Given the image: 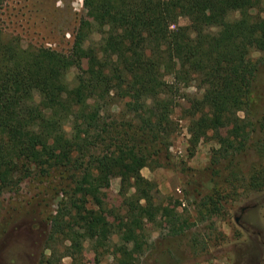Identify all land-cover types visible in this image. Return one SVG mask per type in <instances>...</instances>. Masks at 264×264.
<instances>
[{
  "label": "trees",
  "instance_id": "16d2710c",
  "mask_svg": "<svg viewBox=\"0 0 264 264\" xmlns=\"http://www.w3.org/2000/svg\"><path fill=\"white\" fill-rule=\"evenodd\" d=\"M83 8L90 20L80 22L68 52L23 46L0 30V197L32 178L55 181L60 200L48 219L49 241L67 243L65 255L73 258L86 240H108L98 209L118 177L125 215L117 232L126 253L158 212L157 185L141 170L169 165L171 116L180 91L191 86L201 92L186 108L191 145L213 128L227 129L236 151L255 142L263 163L247 186L263 191L264 118L257 131L245 113L264 64V0H83ZM185 16L196 19L192 32L177 28ZM94 33L99 40L87 42ZM174 43L185 50L177 67L165 52ZM83 59L89 64L70 86L67 74ZM218 161L207 171L222 182ZM224 193L204 196L201 208L220 211ZM170 216L172 234L180 233V215Z\"/></svg>",
  "mask_w": 264,
  "mask_h": 264
},
{
  "label": "rangeland",
  "instance_id": "374dc122",
  "mask_svg": "<svg viewBox=\"0 0 264 264\" xmlns=\"http://www.w3.org/2000/svg\"><path fill=\"white\" fill-rule=\"evenodd\" d=\"M83 20H90L83 0H7L0 7V30L5 37H18L23 46L68 52ZM195 26L194 16L182 17L177 24L178 29L188 32ZM99 38V33H94L87 42L96 43ZM165 52L175 67L185 56L181 43L166 46ZM88 64L83 59L81 67L69 71L70 86ZM165 80L170 82L172 78L167 75ZM253 87L245 117L260 131L259 122L264 118V64L259 67ZM200 94L191 86L182 89L177 97L171 116L175 132L170 141L169 165L141 170L143 177L157 185L154 203L158 212L152 222L142 223L136 246L125 247L129 255L119 251L117 218L125 215V209L118 177L112 178L102 191L104 207L98 209L109 224L108 240L104 246L86 240L81 254L73 258L65 255L67 243L49 241L48 219L60 200L55 181L39 183L32 178L18 192L0 197V264H264V190L255 192L247 186L251 171L263 163V158L255 142L242 151L234 150L237 143L228 147L232 140L224 128L209 130L195 147L191 145L186 108L188 99ZM121 108L119 104L114 112L117 114ZM14 110L7 108L9 113ZM222 140L227 141L226 147ZM217 160L220 164L216 168L221 169L222 176L227 175L222 182L207 171ZM222 190L225 196L219 199L220 211L201 208L199 201L204 196ZM219 197L216 195V199ZM173 212L180 215L182 230L178 234H172L167 225Z\"/></svg>",
  "mask_w": 264,
  "mask_h": 264
},
{
  "label": "water",
  "instance_id": "95a60500",
  "mask_svg": "<svg viewBox=\"0 0 264 264\" xmlns=\"http://www.w3.org/2000/svg\"><path fill=\"white\" fill-rule=\"evenodd\" d=\"M243 211V210H242Z\"/></svg>",
  "mask_w": 264,
  "mask_h": 264
}]
</instances>
